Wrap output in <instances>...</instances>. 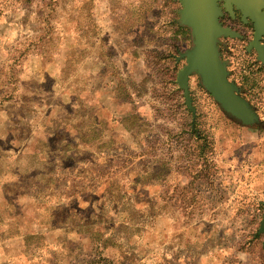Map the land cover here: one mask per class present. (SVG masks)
Segmentation results:
<instances>
[{"label": "rangeland", "instance_id": "rangeland-1", "mask_svg": "<svg viewBox=\"0 0 264 264\" xmlns=\"http://www.w3.org/2000/svg\"><path fill=\"white\" fill-rule=\"evenodd\" d=\"M134 5L0 0V264H264L263 129L241 136L194 74L190 108L184 44H128ZM219 56L264 121V66ZM239 136L255 191L231 188Z\"/></svg>", "mask_w": 264, "mask_h": 264}, {"label": "water", "instance_id": "water-1", "mask_svg": "<svg viewBox=\"0 0 264 264\" xmlns=\"http://www.w3.org/2000/svg\"><path fill=\"white\" fill-rule=\"evenodd\" d=\"M180 2L179 21L189 27L191 44L181 53L185 64L177 71L176 82L183 89L187 105H190L188 77L197 75L199 84L209 92L221 108L242 122L257 119L256 113L248 103L236 93L238 88L227 80L226 62L219 56L217 42L220 36L233 35V32L221 26L218 0H178ZM229 9L233 3L254 22L255 37L251 44L258 52V59L264 62V52L257 44L260 35H264V13L260 8L264 0H225ZM264 206V202H263ZM259 230L263 234L264 247V209Z\"/></svg>", "mask_w": 264, "mask_h": 264}, {"label": "crops", "instance_id": "crops-1", "mask_svg": "<svg viewBox=\"0 0 264 264\" xmlns=\"http://www.w3.org/2000/svg\"><path fill=\"white\" fill-rule=\"evenodd\" d=\"M133 7H139L141 12L140 14L133 12L132 16H130L132 21H128L130 26L125 29V34H123L125 41H127L128 44H184V47L181 49V51H179L178 56V58L184 60V65L185 58L181 56V53L190 47L189 44H191V37L189 27L180 23L179 21V9L181 7L180 2L178 0H135V5ZM159 38H164L165 41H159ZM150 53V51H147L145 56L142 53L138 58L135 59L136 63L139 64V62H141L146 66L147 60H150L155 56V54ZM171 57H173V54L168 57L169 64H172ZM183 65H181V67ZM144 71L150 72V69L145 68ZM262 94L264 96V92ZM251 109L257 115V119L255 121L242 122L238 119H234L233 123L239 126V130L242 133L241 136H243L245 133L247 134V132L250 131L249 129H256L259 126L264 132V121L260 119L256 109ZM241 136H239L240 138L238 137V140L240 141L236 142V149L239 146H245L247 147V151L241 154V158L238 157L239 154H233L230 158V162L233 163L232 161H234V164L237 166L239 159L240 162L244 163V167H241L243 169L235 167L236 169L234 170V174H232L233 172H230V175H236L233 182L234 184L231 188L237 192H249L252 190L255 191L257 187L255 184L249 182V180H252V178L250 179L247 171H251L253 169L254 163H256V165L258 163L255 159L253 148L251 147L252 143H256L255 141H257V139L250 138L245 140L241 139ZM261 139L264 141V138ZM262 151L264 153V149H262ZM246 152L248 153L246 154ZM259 167L264 179V162L261 163ZM242 172L245 173L243 179L241 178L242 175L239 174ZM247 181L249 183H246ZM232 189H230V191Z\"/></svg>", "mask_w": 264, "mask_h": 264}, {"label": "flooded vegetation", "instance_id": "flooded-vegetation-1", "mask_svg": "<svg viewBox=\"0 0 264 264\" xmlns=\"http://www.w3.org/2000/svg\"><path fill=\"white\" fill-rule=\"evenodd\" d=\"M218 7L220 8L219 22L221 26L229 28L234 33V38L228 36H220L217 42L220 55L226 58V55L234 50L245 51L248 56H254L255 61L261 66H264V62L258 60V52L251 45L255 37L254 22L249 15L245 14L241 8L236 7L235 4H231L228 9L225 0H218ZM260 11L264 13V6L260 8ZM257 44L261 45L264 52V35H260ZM239 94L245 93L239 88Z\"/></svg>", "mask_w": 264, "mask_h": 264}, {"label": "trees", "instance_id": "trees-1", "mask_svg": "<svg viewBox=\"0 0 264 264\" xmlns=\"http://www.w3.org/2000/svg\"><path fill=\"white\" fill-rule=\"evenodd\" d=\"M232 117V116H231ZM232 118H234V117H232ZM235 120H236V118H234Z\"/></svg>", "mask_w": 264, "mask_h": 264}]
</instances>
